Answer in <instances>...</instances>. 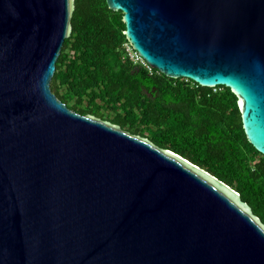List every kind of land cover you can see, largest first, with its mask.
<instances>
[{"label":"water","instance_id":"obj_1","mask_svg":"<svg viewBox=\"0 0 264 264\" xmlns=\"http://www.w3.org/2000/svg\"><path fill=\"white\" fill-rule=\"evenodd\" d=\"M151 67L229 87L264 155V0H106ZM74 0H0V264H264V223L205 169L50 83Z\"/></svg>","mask_w":264,"mask_h":264},{"label":"trees","instance_id":"obj_2","mask_svg":"<svg viewBox=\"0 0 264 264\" xmlns=\"http://www.w3.org/2000/svg\"><path fill=\"white\" fill-rule=\"evenodd\" d=\"M122 15L106 0H74L52 91L77 112L107 119L205 169L239 192L264 223V155L246 138L236 95L133 61Z\"/></svg>","mask_w":264,"mask_h":264},{"label":"rangeland","instance_id":"obj_3","mask_svg":"<svg viewBox=\"0 0 264 264\" xmlns=\"http://www.w3.org/2000/svg\"><path fill=\"white\" fill-rule=\"evenodd\" d=\"M126 46H127L128 52H129V56L133 59V61H140L141 57L139 55H136V52L134 50H132V48L129 45L126 44L125 47Z\"/></svg>","mask_w":264,"mask_h":264},{"label":"built area","instance_id":"obj_4","mask_svg":"<svg viewBox=\"0 0 264 264\" xmlns=\"http://www.w3.org/2000/svg\"><path fill=\"white\" fill-rule=\"evenodd\" d=\"M135 52H136V51H135ZM136 55H138L137 52H136ZM137 58H138V57H137ZM140 59H141L140 61H141L142 63H144V65H146V66H148L149 68H151V67H150V66H149V65H148V64H147L142 58H140Z\"/></svg>","mask_w":264,"mask_h":264}]
</instances>
